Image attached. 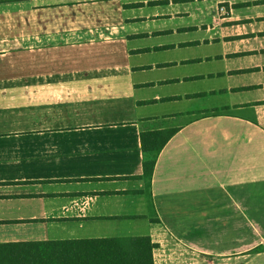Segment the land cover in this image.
Instances as JSON below:
<instances>
[{
  "label": "crops",
  "instance_id": "0c3cea01",
  "mask_svg": "<svg viewBox=\"0 0 264 264\" xmlns=\"http://www.w3.org/2000/svg\"><path fill=\"white\" fill-rule=\"evenodd\" d=\"M190 29L242 58L207 89L233 100L143 74ZM162 130L144 178L140 134ZM126 236L152 264L171 242L194 256L173 264L264 255V0H0V243Z\"/></svg>",
  "mask_w": 264,
  "mask_h": 264
},
{
  "label": "rangeland",
  "instance_id": "374dc122",
  "mask_svg": "<svg viewBox=\"0 0 264 264\" xmlns=\"http://www.w3.org/2000/svg\"><path fill=\"white\" fill-rule=\"evenodd\" d=\"M156 39L162 41V44L150 51H143L139 56V62L146 63L143 66L145 76L148 78L162 77L163 80L159 84L168 93L182 95L204 93V95L189 97L192 107L195 108L216 105L225 99H234L235 95H226L217 91L208 93L207 89H217L225 83H235L242 78H227L220 72L229 65V61L242 59L241 57L227 58V60L220 57L219 54L222 53L224 46L217 42L218 40H206L203 30L190 29L175 34L163 32ZM140 42L147 43L145 37ZM257 75L254 72L244 74L245 77H256ZM180 102L186 105L189 101L187 97H182L180 101H175V104L178 105ZM163 252L167 257H165V263L162 264H171L168 259H171L172 264L183 263L185 257L190 256L186 250L183 251L173 242L169 243L166 248L164 247ZM191 257L194 256L191 254ZM192 258L185 261L191 262ZM180 259L182 260L179 261ZM214 264H264V255H244L236 259L221 258Z\"/></svg>",
  "mask_w": 264,
  "mask_h": 264
},
{
  "label": "trees",
  "instance_id": "16d2710c",
  "mask_svg": "<svg viewBox=\"0 0 264 264\" xmlns=\"http://www.w3.org/2000/svg\"><path fill=\"white\" fill-rule=\"evenodd\" d=\"M171 132L140 134L144 178L150 175L156 151ZM152 247L148 236L3 242L0 264H152ZM263 248L255 246L250 251Z\"/></svg>",
  "mask_w": 264,
  "mask_h": 264
},
{
  "label": "built area",
  "instance_id": "2783aa9c",
  "mask_svg": "<svg viewBox=\"0 0 264 264\" xmlns=\"http://www.w3.org/2000/svg\"><path fill=\"white\" fill-rule=\"evenodd\" d=\"M219 10L221 11L222 9H221V8H219Z\"/></svg>",
  "mask_w": 264,
  "mask_h": 264
}]
</instances>
